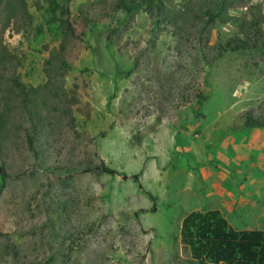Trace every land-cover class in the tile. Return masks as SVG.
Masks as SVG:
<instances>
[{"label": "rangeland", "instance_id": "obj_1", "mask_svg": "<svg viewBox=\"0 0 264 264\" xmlns=\"http://www.w3.org/2000/svg\"><path fill=\"white\" fill-rule=\"evenodd\" d=\"M110 1L67 3L75 38L63 86L77 101L74 123L50 133L37 158L22 144L10 152L0 245L24 264H200L180 242L190 212L218 210L231 228L264 233V128H242L264 111V58L227 54L206 65L200 46L159 31L144 11L102 18ZM26 2L31 23L7 28L3 42L21 60V81L37 86L60 32L46 25V0ZM235 33L219 25L208 44ZM101 163L115 174L94 169Z\"/></svg>", "mask_w": 264, "mask_h": 264}, {"label": "trees", "instance_id": "obj_2", "mask_svg": "<svg viewBox=\"0 0 264 264\" xmlns=\"http://www.w3.org/2000/svg\"><path fill=\"white\" fill-rule=\"evenodd\" d=\"M46 1L49 14L46 25L60 32L59 44L44 61L46 81L26 86L18 70L21 60L4 44L3 33L7 28L31 23L32 16L26 0H0V187L9 178L10 152L16 150L18 144L37 158L50 133L63 122L70 126L74 123L72 108L77 101L63 86L69 68L68 45L75 38L69 20V0ZM104 5L108 9L101 16L111 20L118 14L132 17L144 11L159 31L171 27L178 41L200 46L199 52L206 65L216 63L227 54L256 53L264 58V0L259 3L252 0H180L179 3L175 0H111ZM237 10L242 13L233 14ZM81 14L86 23L97 22L88 19L86 13ZM219 25L233 26L236 33L225 42L210 46L208 39ZM210 52H214L211 61L206 59ZM242 128L247 131L263 129L264 111L248 113ZM38 166L50 174L47 160ZM85 168V172L92 170L88 164ZM94 169L115 174L103 163ZM74 171L73 168L65 169V176L70 177ZM133 178L136 180V176ZM56 212L66 225L67 204L56 205ZM180 242L189 250L191 259L200 264H264L263 231L235 230L218 210L188 213L181 222ZM0 256L12 257L13 264H24L19 262L18 249L10 244L0 245Z\"/></svg>", "mask_w": 264, "mask_h": 264}, {"label": "crops", "instance_id": "obj_3", "mask_svg": "<svg viewBox=\"0 0 264 264\" xmlns=\"http://www.w3.org/2000/svg\"><path fill=\"white\" fill-rule=\"evenodd\" d=\"M207 211H208V210H207ZM243 230H245V231H250V230H255V229H243ZM243 230H241V231H243ZM256 230H261V229L257 228Z\"/></svg>", "mask_w": 264, "mask_h": 264}, {"label": "water", "instance_id": "obj_4", "mask_svg": "<svg viewBox=\"0 0 264 264\" xmlns=\"http://www.w3.org/2000/svg\"><path fill=\"white\" fill-rule=\"evenodd\" d=\"M122 179H124V180H125V179H127V177H126V176H124V177H122Z\"/></svg>", "mask_w": 264, "mask_h": 264}]
</instances>
